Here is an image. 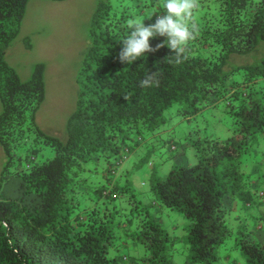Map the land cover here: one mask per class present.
I'll return each instance as SVG.
<instances>
[{
    "label": "trees",
    "instance_id": "obj_1",
    "mask_svg": "<svg viewBox=\"0 0 264 264\" xmlns=\"http://www.w3.org/2000/svg\"><path fill=\"white\" fill-rule=\"evenodd\" d=\"M29 1L0 0V264H174L181 240L186 264H264V240L242 222L264 217L256 207L264 196V0H199L198 32L181 62L165 44L132 64L118 60L130 33L126 21L154 23L166 14L162 0H99L65 139L37 121L44 64L23 80L6 59ZM150 71L159 72V84L140 87ZM202 106L199 132L182 136L196 163L153 174L152 201H144L132 173L118 170L136 149L127 139L135 132L139 146L145 130L151 139L173 116L196 122ZM219 123L227 124L225 134L212 131ZM170 134L169 150L178 149L181 137ZM10 182L14 196L3 190ZM164 207L190 220L186 237L158 220ZM124 242L143 246L145 255L121 252ZM236 249L241 259L232 255Z\"/></svg>",
    "mask_w": 264,
    "mask_h": 264
},
{
    "label": "rangeland",
    "instance_id": "obj_2",
    "mask_svg": "<svg viewBox=\"0 0 264 264\" xmlns=\"http://www.w3.org/2000/svg\"><path fill=\"white\" fill-rule=\"evenodd\" d=\"M97 2L99 0H30L21 32L6 50L7 61L16 69L23 80L33 76L38 63L44 64L46 98L37 113V121L45 131L62 139L67 136V121L77 105V72L82 64L84 52L90 43L88 30L91 15ZM26 38L30 42V47H27ZM175 106L176 104L167 113L168 115L175 111ZM201 108L200 119L198 118L196 122L193 120L189 123L178 117H169L170 120H173L151 139L148 131L145 130L142 133L145 140L139 146L133 140V138H138L137 135L135 136V132H133L131 139H127L129 143L134 144L136 149L128 154L118 170L124 169L132 173L130 179L144 201H152L150 179L153 174L167 176L179 164L196 163L195 148L186 147L187 141L182 139V136L190 130L193 133L197 130L199 132V128L202 126L201 119L206 116V108L203 106ZM206 119L207 122L205 123L208 124L211 119ZM226 128L227 124L219 123L212 128V131L225 134ZM173 131L175 138L179 140L181 137L182 142L179 140L178 149L169 150L167 140L170 139V133ZM190 139L187 140L191 145L192 140ZM164 141L165 145H162ZM158 145L162 146L158 147ZM187 145L189 144L187 143ZM174 151L176 156L171 158ZM52 154V152L49 153L50 156ZM102 161L100 163L104 165L105 162ZM4 163L5 154L0 146V181ZM139 163L141 165H138ZM3 190L8 196H14L16 193L15 183H7ZM260 200L261 203L256 207L264 212V196ZM155 208L157 207L155 206ZM158 220L166 229H173L178 235L186 237L185 229L190 220L181 212L164 207ZM242 222L248 228L247 230H255L256 233L253 234V237L256 240H264V217L258 220L249 218L247 222L243 219ZM134 243L124 242L121 252L137 258L143 255L145 248L140 245L138 247V243L135 246ZM178 244L174 249V264H186L187 245L185 246L183 240ZM227 250L224 249L221 253L225 255L229 252ZM235 251L237 252L232 253V255L241 259L240 251L237 249ZM143 262L146 263V261Z\"/></svg>",
    "mask_w": 264,
    "mask_h": 264
},
{
    "label": "clouds",
    "instance_id": "obj_3",
    "mask_svg": "<svg viewBox=\"0 0 264 264\" xmlns=\"http://www.w3.org/2000/svg\"><path fill=\"white\" fill-rule=\"evenodd\" d=\"M161 6L165 9L164 15L157 16L155 22L145 25V20L140 17L128 19L127 28L130 33L123 39V46L119 52L120 63L132 64L146 53H155L165 44L174 52L176 63L181 62L188 44L195 39L198 32L197 25L193 22V15L199 8V0H162ZM152 16L148 17L151 18ZM166 37L164 43L155 47L150 44V39ZM159 72L150 71L139 81L140 87L148 88L159 84ZM129 95L124 99L128 100ZM260 194L264 195V191Z\"/></svg>",
    "mask_w": 264,
    "mask_h": 264
}]
</instances>
